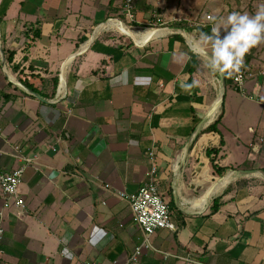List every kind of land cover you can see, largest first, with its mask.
<instances>
[{
	"label": "crops",
	"instance_id": "0c3cea01",
	"mask_svg": "<svg viewBox=\"0 0 264 264\" xmlns=\"http://www.w3.org/2000/svg\"><path fill=\"white\" fill-rule=\"evenodd\" d=\"M188 2L136 0L130 24L119 0H0V170L28 164L25 208L0 218V264H127L143 233L120 192L150 181L171 195L176 229L158 230L139 264H264V124L245 153L236 133L244 154L232 158L224 128L234 78L213 74L195 43L222 28V15L195 18ZM222 113L223 146L208 132ZM209 147L220 148L222 174Z\"/></svg>",
	"mask_w": 264,
	"mask_h": 264
},
{
	"label": "rangeland",
	"instance_id": "374dc122",
	"mask_svg": "<svg viewBox=\"0 0 264 264\" xmlns=\"http://www.w3.org/2000/svg\"><path fill=\"white\" fill-rule=\"evenodd\" d=\"M184 1L186 2V0H181L182 3ZM189 1L190 2H188L187 4L188 11L192 10L194 13L197 12V16H194L195 18L199 17V13H202L205 16L207 15V19L208 15H211L213 20L222 15V18L218 19L223 20L222 22H224L227 16L234 11L254 15L257 9L261 5H264V0ZM182 6L186 7V5L183 4ZM249 55L252 56V59L255 58L256 61L252 63L248 62L243 67L244 70L247 71L248 75L246 81L248 85L247 83H245V89H247L248 94L243 93L246 91H244V89H239L234 83H231V80L228 78L229 83L227 84V95L225 96L226 126L224 129L227 132V137L230 141V153L232 158H239L240 156H242V154L248 152L247 145L249 143V140H251L257 132H261V129L258 128V124L260 126L264 124V106L263 104L255 102V100H264V93L259 92V89H262V83L264 82V44L251 49ZM255 84L258 87L257 90H254ZM221 88H223V84L220 86V89ZM237 132L242 135V144L246 148V150H242V152H244L242 154H240L239 149H237L238 152H236L235 148L233 147L234 145H236L235 136L237 135ZM252 157H254V154H251V156L249 157L250 160L252 159ZM258 174H261V172H258ZM164 198L168 202L172 201L171 195L169 193H166L164 195Z\"/></svg>",
	"mask_w": 264,
	"mask_h": 264
},
{
	"label": "built area",
	"instance_id": "2783aa9c",
	"mask_svg": "<svg viewBox=\"0 0 264 264\" xmlns=\"http://www.w3.org/2000/svg\"><path fill=\"white\" fill-rule=\"evenodd\" d=\"M121 8L130 24L136 22V0H119ZM211 18V15H208ZM154 24L164 25L162 17L154 15ZM234 83L239 89H245L248 75L244 68L240 73L234 74ZM30 162V159H27ZM28 165V164H27ZM27 165L16 168L10 172L0 170V189L4 196L3 208L0 209V218L4 216V210L13 205L25 208V202L20 195V185L23 181ZM121 198L127 199L132 207L134 218L142 230V237L136 245L127 264H139L146 249H153L152 236L160 229H176L168 202L162 195L159 186L150 181L133 193L120 192ZM4 229L0 228V238ZM90 264V263H88Z\"/></svg>",
	"mask_w": 264,
	"mask_h": 264
},
{
	"label": "clouds",
	"instance_id": "9594fccd",
	"mask_svg": "<svg viewBox=\"0 0 264 264\" xmlns=\"http://www.w3.org/2000/svg\"><path fill=\"white\" fill-rule=\"evenodd\" d=\"M222 28L213 27L211 35L201 31L195 43L199 53L206 58V67L213 74L231 77L241 72L245 66V56L251 49L264 44V5H261L254 15L235 11L230 13ZM196 84L194 81L192 85L183 84L182 87L189 89ZM63 243L67 245L68 241L64 240ZM90 243L95 245L96 241ZM62 255L71 260L74 253L65 246Z\"/></svg>",
	"mask_w": 264,
	"mask_h": 264
},
{
	"label": "trees",
	"instance_id": "16d2710c",
	"mask_svg": "<svg viewBox=\"0 0 264 264\" xmlns=\"http://www.w3.org/2000/svg\"><path fill=\"white\" fill-rule=\"evenodd\" d=\"M211 31V30H210ZM7 59H8V61H10V62H13V60H14V53L13 54H10L8 57H7ZM21 80V82L27 87V88H29L30 90H33V91H35V92H38V93H40L42 96H44L43 95V93L37 88V87H35L34 86V84H32L31 82H29V80L28 79H20ZM222 119H223V113L218 117V119L208 128V132H214V133H217V134H219L220 135V145L221 146H223L224 145V143H225V139H224V136H223V134L221 133V130L218 128V125L222 122ZM220 153V148L218 147H209L208 149H207V154H208V156L213 160L212 162H213V166H214V168H216L217 170V172L219 173V174H222L225 170H226V168H219L218 166H217V164L215 163V157L214 156H217L218 154ZM219 209V206H218V203H217V201H216V199L214 200V205H213V207H212V210H213V212H216L217 210Z\"/></svg>",
	"mask_w": 264,
	"mask_h": 264
},
{
	"label": "bare ground",
	"instance_id": "6f19581e",
	"mask_svg": "<svg viewBox=\"0 0 264 264\" xmlns=\"http://www.w3.org/2000/svg\"><path fill=\"white\" fill-rule=\"evenodd\" d=\"M115 25V24H114ZM118 26L121 27V29L123 31H125L126 33L128 34H133V35H137L136 32L132 31L131 29H129L127 26H125L124 24L120 25L118 23ZM110 27V26H109ZM155 31V30H154ZM164 32V31H163ZM152 34V31L151 32H147L143 35H140V36H137L138 40L139 41H143L145 40L146 38H148L150 35ZM139 35V34H138ZM198 49V47H196ZM219 81V80H217ZM222 88L220 89V94H219V97H218V103H220L221 101V95H222ZM213 104V103H212ZM216 109V108H215ZM214 117V116H213ZM262 174V173H261ZM232 177V173L230 172L229 174H227L224 178H222L218 183H215V185L209 190V194L214 192V191H217L219 188L225 186L231 179ZM206 198L207 196L205 195L204 197H202L201 199V205H204V203L206 202Z\"/></svg>",
	"mask_w": 264,
	"mask_h": 264
},
{
	"label": "water",
	"instance_id": "95a60500",
	"mask_svg": "<svg viewBox=\"0 0 264 264\" xmlns=\"http://www.w3.org/2000/svg\"><path fill=\"white\" fill-rule=\"evenodd\" d=\"M37 96H40L39 94H37V93H35ZM222 98H223V94H222V96H221V101H222Z\"/></svg>",
	"mask_w": 264,
	"mask_h": 264
}]
</instances>
